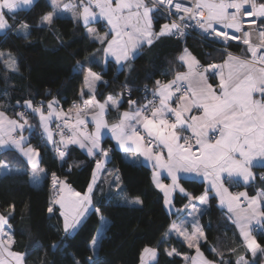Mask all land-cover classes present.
I'll list each match as a JSON object with an SVG mask.
<instances>
[{
	"label": "snow or ice",
	"instance_id": "6c2138e0",
	"mask_svg": "<svg viewBox=\"0 0 264 264\" xmlns=\"http://www.w3.org/2000/svg\"><path fill=\"white\" fill-rule=\"evenodd\" d=\"M34 3L35 0H0V31L11 30L13 24L9 23V19L15 22L16 11ZM49 3L52 11L40 18L38 26L51 27L61 9H82L72 12L73 19L83 23L89 36H93L101 45H106L103 48L105 58L114 57L118 65L144 44L151 46L163 36H182V26L189 27L188 21L191 20L209 37L223 38L225 43L238 40L247 46L244 57L228 53L223 64H209L207 67L201 65L185 48L184 55L179 59L187 63L188 71L176 73L175 79L167 83L156 82L153 96L158 98V104L153 99L131 111H125L111 125L105 119L106 111L108 108L119 111L121 101L109 95L100 102L93 94L83 100L82 108L73 106L76 111L75 123H69L66 117L63 119V128H67L68 133L63 131L60 124L57 125L61 129L59 142L53 140V133L48 127L53 115L61 119L62 109L57 112V100L48 101L47 112L43 102L34 105L31 100H26L21 105L17 101V106L30 110V114L39 115L43 134L53 143L62 162H66L70 155V144L86 149L89 156L104 158L96 160L92 180L83 195L61 180L55 172L51 174L56 195L50 200L47 211L52 214L58 205L65 237H71L79 231L88 218L90 208L100 215L101 220L104 219L101 209L93 205V192L97 187V170L102 169L112 151L101 143L107 130L118 149L125 153H137L152 162L154 169L167 171L171 184L160 180V171L153 172V180L155 186L164 193L165 205L169 208L173 206L172 193L179 190L189 199L190 203L185 208L190 206L193 212L200 211L196 204L191 203L194 198L180 185V173H196L205 180L210 179L211 189L215 190L221 205L227 204L229 212L239 209L241 198L248 200L247 209H239L237 213V226L253 256L257 250L264 252V246L257 242L250 230L251 221L257 217L264 221V208L258 206V201L264 204L261 198L264 193L255 197H248L246 192L233 195L225 187L228 181L237 178L245 184L249 183L256 177L253 169L264 167V0H192L191 6L185 0H78V3H73V0L67 3L64 0H49ZM94 8L99 9V16L106 19L110 26L104 36H99L96 29L88 27L97 21ZM158 13L161 16L166 13L165 18L169 22L160 25L159 31H155L154 21L158 19ZM257 19L260 20L255 30L258 42L253 40L251 31V26L257 25ZM30 30L31 26L27 22L20 21L16 33L27 37ZM0 58L9 61L7 68L16 70V61L10 52L5 54L0 51ZM209 71L219 76L218 85L208 82L205 73ZM101 80V73L87 69L84 83L89 92H94L96 82ZM182 81H187L186 88L181 84ZM84 95L81 89L82 99ZM129 104L135 105L136 101L129 100ZM28 115L29 111H21L15 113L16 118H10L5 111L0 110V150L12 149L25 157L33 169L32 178L35 182L40 176L46 175L47 170L40 167L39 152L23 136L25 130H34L29 125ZM89 125L93 126V131H88ZM71 167L69 165V171ZM0 170L14 171L7 162H0ZM260 179L264 180V173L260 174ZM112 186L122 204L143 205L138 195L133 196L121 188L118 176L114 177ZM198 199L201 204L207 203V191ZM10 207L14 209V205ZM240 212L244 214L240 215ZM10 218L11 214H0V264H12L13 261L14 264H23L25 254L11 251L14 238ZM185 222L179 225L173 223L169 232L183 236L189 248L196 247L201 257L200 264H213L203 259L200 253L198 243L204 233L199 224L193 221V231L187 233ZM168 234L165 233V236ZM98 244L99 239L94 237L90 242L93 255H89L86 261L74 258V264H99L93 259ZM51 247L55 249L58 245L53 243ZM157 251L156 248L145 246L140 257L141 264H146L145 254L150 260H155ZM174 253L179 255L175 249L167 252L169 256ZM185 259L191 260V264H198L195 257ZM220 264H224V261L221 260ZM237 264H241V261ZM243 264L248 262L243 260Z\"/></svg>",
	"mask_w": 264,
	"mask_h": 264
},
{
	"label": "trees",
	"instance_id": "16d2710c",
	"mask_svg": "<svg viewBox=\"0 0 264 264\" xmlns=\"http://www.w3.org/2000/svg\"><path fill=\"white\" fill-rule=\"evenodd\" d=\"M51 10L48 0H35L32 6L16 12L20 21L31 26L30 35L17 34L15 27L20 21L11 19L13 28L0 33V50L10 52L16 61V70H12L0 58V109L9 115L25 110L17 106V101L23 105L24 101L31 100L38 105L56 97L63 110L76 105L80 101L86 70L91 68L102 75L97 86L99 100L109 95L123 98L119 111L110 110V117L117 118L120 111L128 107L129 100L143 102V86L154 87L158 80H169L182 68L179 55L185 48L203 64L217 63L227 55L194 36L185 41L163 36L151 46L144 44L121 67L111 59L104 64L101 58L105 45L91 38L82 22L77 23L69 16H58L51 27L38 26L40 18ZM157 16L154 21L156 31L165 20L159 13ZM94 24L100 31L106 30L100 21ZM241 49L239 46L230 48L231 51ZM127 90L130 94H126ZM28 121L34 129L30 142L40 150L41 165L47 170L42 181L32 182L27 162L15 150L0 151V162L5 160L20 168L0 172V212L6 216L11 214L12 249L25 254L23 264H74V258L86 261L93 255L90 242L94 237L99 239V244L93 259L99 264H139L145 246L158 250L156 259L149 264H189L183 256L192 255L194 248H189L175 235L165 236L176 215L166 210L163 195L152 182L151 168L127 159L109 138L104 141V146H112L108 165L117 169L121 188L133 196L138 195L143 205L117 201L115 188L106 191L102 179L94 189L93 205L101 209L104 220L92 209L79 231L65 237L59 213L47 211L52 199L51 174L55 172L75 190L84 192L90 183L96 158L71 145L70 155L62 162L52 146L39 139L36 116L29 113ZM69 165H72L71 171ZM181 184L194 196L205 191V185L197 179L182 178ZM248 188L252 193L256 190L264 193V180L258 176ZM185 200L186 197L176 194L174 202L180 206ZM200 221L206 237L200 248L207 258L218 264L221 260L224 264H237L238 258L244 255L248 264L262 263L264 256L255 257L244 252L243 240L214 195L209 197ZM255 238L264 246L263 231L257 232ZM53 243L58 247L53 249ZM172 249L179 255L169 256L167 252Z\"/></svg>",
	"mask_w": 264,
	"mask_h": 264
},
{
	"label": "crops",
	"instance_id": "0c3cea01",
	"mask_svg": "<svg viewBox=\"0 0 264 264\" xmlns=\"http://www.w3.org/2000/svg\"><path fill=\"white\" fill-rule=\"evenodd\" d=\"M28 7H30V6H27V7L22 6L20 9H26V8H28ZM18 10H19V9H18ZM96 10H97V9H94L95 12H96ZM96 13H97V12H96ZM99 21H100L104 26H106V30H105V31H100V30L98 29L97 25L94 24V23H97V22H99ZM17 27H18V25L15 27V31H16V28H17ZM88 27H91V28L96 29V34H98L99 36H104L105 33L108 32V31H107V30H108L107 22L104 20V18H102V17L99 16V13H97V21L91 23ZM86 32H87V29H86ZM87 34H88V33H87ZM90 37L94 39L93 36H90ZM109 37H110V36H109ZM105 46H106V45H105ZM105 46H104V47H105ZM139 49H140V48H138V51H139ZM187 49H188V48H187ZM245 49H246V48H242V49L239 50V51H233V52H231V54H232L233 56L244 57L245 54H246V53H245ZM0 51H1V50H0ZM188 51H189V53H191V55H192L193 57L196 58V60H198V61L200 62L201 65H203V66H205V67H207V66L209 65V64H203V63H202V62H201V61H200V60H199V59H198V58H197V57H196V56H195V55H194L189 49H188ZM227 54H228V53H227ZM181 55H184V50L181 52V54L179 55V57H180ZM247 55L250 57V53H248ZM130 58H132V57L129 56L128 59H130ZM227 58H228V56L226 55L225 58H224L222 61H219V62H217V63H212V64L221 65V64H223V62H224L225 60H227ZM105 59H107V60L111 59V60L115 61V58H114V57H111V56L105 58V54H104V52H103V55H102L101 60H102V62H103L104 64H105ZM128 59H127V60H128ZM127 60H126V61H127ZM179 60H180V59H179ZM126 61H122L121 64H119L118 66L121 67ZM180 62L182 63L183 66H182V68H180L179 70H177V71L175 72V74H174V76H173L172 78H175L176 73H178V72H187V71H188L187 63H185L184 61H181V60H180ZM210 64H211V63H210ZM86 71H87V70H86ZM93 71H94V70H93ZM224 71H225V74H226V73H227V69L225 68ZM94 72H97V71H94ZM97 73H99V72H97ZM205 75L208 77V82H209V83L213 84L214 86H216V85L219 84V76H218V75H214L211 71L205 73ZM210 75H211V76H210ZM158 81H160L162 84H163V83H167V82H169V80H158ZM99 82H100V81L96 82V84H95V86H94V92H89L88 87H87V86L85 85V83H84V86H83L82 89L84 90L85 95H84L83 99H82L81 96H80V101L76 104L77 106H79V107L82 108V107H83V102H82V101H83V100H86V99H89L93 94H94V96H95V99L98 100V101H100V102H103L104 100H106V99L108 98V97H107V98H105L104 100H99V99H98V97H97V86H98ZM182 82H184V83L187 85V81H182ZM154 88H156V84L154 85ZM114 97H116L117 99H119L121 102L123 101V98H122L121 96H114ZM257 98H258V97H257ZM53 99H55V100H57V101L59 102V99L56 98V97L51 98L49 101H51V100H53ZM81 102H82V103H81ZM33 104H34V103H33ZM59 104H60V102H59ZM34 105H35V104H34ZM142 105H143V102H136L135 105H131V106H130V104H129L127 108H124V109H122V110L120 111L119 115H120L121 113L125 112V111H131V110H133L134 108L140 107V106H142ZM73 106H74V105L69 106L68 108H66V109H64V110L62 109V110H63L64 112H66V113L72 115V116L76 119V111H75V109L73 108ZM70 109H73V110L70 112V111H69ZM111 109H114V108H108L107 111H106V115H105V119L109 122L110 125H111L112 123L117 122V121H118V118H119V116H118L117 118H115V117H113V115L110 117V110H111ZM0 110H1V109H0ZM27 111H29V113H30V110H27ZM45 112H46V111H45ZM7 115H8V117H10V118H16L15 115L12 116V115H9L8 113H7ZM35 116H36V118H37L38 128H39V129H40V128L43 129V128L41 127V123H40V117H39V115H38V114H35ZM53 117H54V115H53ZM53 117L51 118L50 122L48 123V127H49V128H50V126H51V122H52ZM89 119H90V117H89ZM29 125H31V127H32V129H33L32 124L29 123ZM89 126H90V130H89V131H93V130H94L93 126H92V125H89ZM23 136L27 139L28 144H30V146H31L32 148L36 149V150L39 152V157H38V159H40V161H41V153H40V150H39L38 148H36V147L30 142L31 132H29L28 130H25V131L23 132ZM106 138H109V139L111 140V142L113 143V145L117 148L115 140L112 138L111 133H110L109 131H107V130L104 131V134H103V137H102V141H101L102 146H104V141H105ZM65 139H66V138H65ZM46 143L51 144V142H49L48 139L46 140ZM28 144H26L25 147H27ZM69 146H71V144H70ZM72 146H76V147H78L80 150H82L83 152H85V153L87 154L86 149H81L78 145H72ZM60 147H62V145H60ZM120 150L125 154V156H126L127 159H129V160H131V161H134V162L143 163V164L149 166V167L151 168V170H152V182H153V183H154V180H153V172H154V171H160V173H161V174H160V180H161L163 183L171 184V179L167 176V171H166V170H156V169H154V168L152 167V162H149V161L145 160L144 157L140 156V155L137 154V153H134V152H128V153H125L122 149H120ZM16 152H17V151H16ZM17 153H18V152H17ZM18 154H19V153H18ZM19 155H20V154H19ZM87 155H88V154H87ZM20 156H21V155H20ZM88 156H89V155H88ZM21 157L27 162V159H26L25 157H23V156H21ZM89 157L92 158V156H89ZM95 158H96V160H97V159H101V160L104 159L103 157H95ZM109 160H110V157H109L107 160L104 161V163H103V165H102V169L97 170V183H98L100 180L103 179V184H102V185H103V187L105 188L106 191H107L108 189H111V190H112V188L114 189V187L112 186V184H110V181L113 180L114 177H117V176L119 177V180H120V186H121V179H120L119 174L117 173V169H116V168H113V167H111V166L108 165ZM1 162H7V161L2 160ZM7 163H8V162H7ZM8 164H9V163H8ZM27 164H28V163H27ZM9 166H10L13 170H15V171H16V170H20L19 167L11 166L10 164H9ZM28 167H29V176H30V179L32 180V182H34V181H33V178H32V172H33V169H32V167H31L30 164H28ZM40 167H41V168H44V167L41 165V163H40ZM95 169H96V162H95V165H94L93 171H94ZM93 171H92V174H93ZM263 171H264V167H259V166L255 167V168L253 169V172L256 174V177H255V179L251 180V181H250L249 183H247V184H245L244 181H243L242 179L237 178L235 181L239 183V188H238V189H239V192H246L247 195H248V197H255V196H257L258 194H262V192H261L260 190H256L254 193L250 192L248 186L254 184L256 178H257L258 176H260V172L264 173ZM0 172H1V173H5V171H3V170H0ZM109 173H111V174H109ZM110 175H111V176H110ZM179 175H180L182 178H193V179H197V180H199V181H202L203 184L205 185V191H203L202 193H200V194L197 195V196H194V195H192L189 191H187V190L185 189V192H186L187 194H190V195L194 198V199L192 200L191 203L196 204L197 208L200 209L199 212H193V210H192V208H191L190 206H189L187 209L185 208V205H188V204L190 203V202H189V199L187 198V196L185 195V193H181V192H179V190L173 192L172 195H171V200H172V205H173V206H172L171 208H169V207H167V206L165 205L164 193L161 192V191L156 187V188L162 193V195H163V203H164V206H165L166 210H167L170 214H174V215H176V216L173 218V221H172V223H171L169 229L172 227L173 223L179 225V224H181L182 222H185V221H186V222L184 223V228L187 230V233H191V232L193 231L192 223H193V221H195V222H197V223L199 224V227L201 228V230H202L203 233H204V230H203V228H202L201 221H200V214H201V213L207 208L208 203H209V199H208L207 203H205V204H201L198 198L201 197V196H203V195L206 193V191H207L208 197H210V196H212V195H214V196L216 197L217 202H218V205H219L220 208L224 211V213L227 215V217L229 218V220L231 221V223H232L233 226L235 227L236 231H237L238 234L240 235L241 239L244 240V237H243L242 234H241L240 228L237 226V213L239 212V209H245V210L247 209L248 200H246L245 198H241V201L239 202V209H237L236 211H233V212H229L228 207H227V204L221 205L220 198L216 195L215 190L211 189V181H210V179H209V180H205L204 177H203L202 175H197L196 173H180ZM44 177H45V175L40 176V178H39L38 180H36L35 183H40ZM182 178H181V179H182ZM61 180H63V179H61ZM91 180H92V177H91ZM91 180H90V182H91ZM69 185H70V184H69ZM154 185H155V183H154ZM180 185L182 186V184H181V180H180ZM70 186H71V185H70ZM182 187H183V186H182ZM225 187H227V188L229 189V192H230L231 194H233L232 191H231V187H230L229 184L226 183V184H225ZM71 188L74 189L72 186H71ZM87 188H88V187H87ZM74 190H75V189H74ZM75 191H76V190H75ZM114 192H115V190H114ZM176 194H179L180 197H186V200H185L180 206H178V205L175 204V202H174ZM233 195H234V194H233ZM261 198L264 199V196H262ZM115 199H116L117 201L120 202L119 197L116 196V195H115ZM180 201H181V200H180ZM258 206L261 207V208H263V204H260L259 201H258ZM91 210H92V208L89 209V212H90ZM55 211H57V212L59 213V207H58V205L55 206V208H54V212H55ZM0 214H2V213H0ZM239 214H240V215H243L244 213H243V212H240ZM103 220H104V219H103ZM263 223H264V221H260V218H259V217H257L256 220L251 221V225H250L251 233H252V230H253L257 225H262ZM168 233H169L170 235H171V234H172V235H175V236H177V237H179V238H181V239L184 240V237L181 236V235H178L176 232H169V230H168ZM12 235H13V233H12ZM205 239H206V237H205V234H204V236L200 239V241H199V243H198V247H199V249H200V253L203 254V259H206V260H208V261H212L213 264H218V262H216V261H214V260H211V259L207 258L206 255L204 254V252L201 250V248H200V244H201L202 242H204ZM184 241H185V240H184ZM185 242L188 244L187 241H185ZM193 248H194V253H193L192 255H184L183 257H184V258H185L186 256L189 257V258H191V257H195V258L197 259L198 264H200L201 257L197 254L196 247H193ZM11 251L17 252V251H15V250L12 249V245H11ZM18 253H20V252H18ZM5 255H6V254H5ZM8 259L11 260L10 257H9ZM185 260H186V259H185ZM186 261H188V263L191 264V260H186ZM12 264H14V261L12 262Z\"/></svg>",
	"mask_w": 264,
	"mask_h": 264
},
{
	"label": "built area",
	"instance_id": "2783aa9c",
	"mask_svg": "<svg viewBox=\"0 0 264 264\" xmlns=\"http://www.w3.org/2000/svg\"><path fill=\"white\" fill-rule=\"evenodd\" d=\"M185 2H186V4L188 6H191L192 5V0H185ZM258 2H259V0H258ZM162 12H163V9H162ZM15 16H16V13H15ZM162 17L165 18L166 17V13H164V15ZM172 19H175V17H172ZM16 20H19L20 21V19L17 16H16ZM165 20L168 21V19H166V18H165ZM188 24L190 25L189 27H183L182 26V32H183V35L182 36H180V35H173V37L179 38V39H182L183 41H185L187 37L194 36V37H197L198 39L202 40L203 42L208 43V44H211V45L215 46L216 48H218L219 50L224 51L226 53L233 52V51L230 50V48L232 46H239L241 48H246L247 47L246 45L242 44L238 40H229L227 43H225L224 40H223V38H216V37H209V36H207L206 34L203 33V31L198 26H196V23H195L194 20L188 21ZM259 24H260V20L257 19V25H252L251 26V31L253 32V37L252 38H253L254 41H257V42H258V40H257V36L255 35V30H256V27L259 26ZM246 27H248V26L246 25ZM229 31H231V30H229ZM237 35H239V34H237ZM173 79H175V78H171V79H169V81H171ZM181 84L183 85V87H185V88L187 87V85L184 82H181ZM154 91H155V88L154 87L147 86V85L146 86H143L141 88V92L143 93V105L146 104L148 101H151L153 99H156V103L158 104V98H154V96H153V92ZM126 94H130V91L127 90ZM40 103L41 102H39L38 105ZM47 103L48 102L44 103V105H45V111L46 112H47ZM60 109H62V108L59 105L57 107V109H56L57 112H60ZM21 111H27V110L26 109L25 110H20L19 112H21ZM65 117L68 118V122L69 123H75V118L72 115L64 112L63 110L61 112V119H57L56 116L54 115V117L52 119V122H51L50 130L53 133V140H55L57 142H59L61 140V135L59 134V132L61 131V129H58L57 128V125L60 124L62 126V128H63L62 121H63V119ZM89 130H90V126L88 127V131ZM63 131L65 133H68V129L67 128H63ZM37 134H38V137H39L40 140L46 142L47 136L45 134H43V129L40 128L38 130ZM65 138H67V137L65 136ZM50 145L52 146V148L55 151V147H54L53 143H51ZM103 147L104 148H111L112 149V146H110V145H106V146H103ZM110 153H111V151L109 152V157H110ZM261 173L262 172H260V174ZM227 184L230 185L231 191H232V193L234 195L237 194V193H239V189H238L239 188V183L238 182H236V181H228ZM51 188H52V197H53V195H54L53 185H51ZM259 231H263L264 232V223L262 225H257L254 228V232H253L254 235H256V233L259 232Z\"/></svg>",
	"mask_w": 264,
	"mask_h": 264
},
{
	"label": "rangeland",
	"instance_id": "374dc122",
	"mask_svg": "<svg viewBox=\"0 0 264 264\" xmlns=\"http://www.w3.org/2000/svg\"><path fill=\"white\" fill-rule=\"evenodd\" d=\"M49 1V0H48ZM64 2L65 3H67L68 2V0H64ZM73 3H78V0H73ZM94 9H97L96 10V12L97 13H99V9L98 8H94ZM93 9V10H94ZM52 11V10H51ZM73 11H82V9H71V10H63V9H61L60 10V14H59V16H69V17H72V12ZM73 18V17H72ZM105 21H106V19H104ZM107 22V21H106ZM167 22H169V21H167V20H163L162 22H161V25L162 24H164V23H167ZM10 23V22H9ZM11 24V23H10ZM107 26H108V32H109V29H110V26L107 24ZM154 30H155V28H154ZM156 31V30H155ZM159 31V30H158ZM3 32H5V31H0V33H3ZM109 39H111V36L109 37ZM2 51V50H1ZM5 54H7V53H9V52H7V51H3ZM138 53V49L136 50V52L135 53H133V54H130L129 56L130 57H133V56H135L136 54ZM13 56V55H12ZM14 57V56H13ZM5 61H6V64L9 62V61H7V59L6 58H3ZM15 59V58H14ZM77 191V190H76ZM53 192H54V195H53V197L52 198H54L55 197V195H56V192L54 191V189H53ZM77 192H79V191H77ZM87 192V189H86V191H84V192H80L82 195L84 194V193H86ZM1 213V212H0ZM254 229L252 230V235H253V237H255V235H254ZM256 239V238H255ZM186 243V242H185ZM187 244V243H186ZM188 245V244H187ZM243 247H245V249H244V252H248V253H250V254H252V252H251V250L247 247V244H246V242H245V240H243ZM253 255V254H252ZM258 255H261V256H264V252H261L260 250H257V252H256V255H255V257L256 256H258ZM187 257V256H186ZM242 258H243V260H246V257L244 256V255H242V256H240L239 258H238V260H237V262L238 261H241V264H243V260H242ZM145 260H146V264H149L151 261H153V260H150L149 259V257L147 256V254H145ZM247 261V260H246ZM139 264H141V260H140V263Z\"/></svg>",
	"mask_w": 264,
	"mask_h": 264
},
{
	"label": "water",
	"instance_id": "95a60500",
	"mask_svg": "<svg viewBox=\"0 0 264 264\" xmlns=\"http://www.w3.org/2000/svg\"><path fill=\"white\" fill-rule=\"evenodd\" d=\"M261 264H264V259H263V261H262V263Z\"/></svg>",
	"mask_w": 264,
	"mask_h": 264
}]
</instances>
